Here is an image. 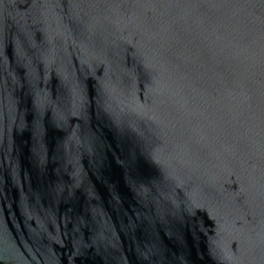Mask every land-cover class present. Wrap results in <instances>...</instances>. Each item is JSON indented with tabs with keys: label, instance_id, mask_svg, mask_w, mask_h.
Wrapping results in <instances>:
<instances>
[{
	"label": "water",
	"instance_id": "water-1",
	"mask_svg": "<svg viewBox=\"0 0 264 264\" xmlns=\"http://www.w3.org/2000/svg\"><path fill=\"white\" fill-rule=\"evenodd\" d=\"M0 264H264V0H0Z\"/></svg>",
	"mask_w": 264,
	"mask_h": 264
}]
</instances>
